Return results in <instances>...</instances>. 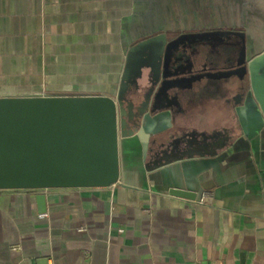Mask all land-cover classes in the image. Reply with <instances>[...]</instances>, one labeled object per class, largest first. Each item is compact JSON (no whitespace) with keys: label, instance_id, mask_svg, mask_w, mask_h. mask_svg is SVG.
<instances>
[{"label":"crops","instance_id":"crops-1","mask_svg":"<svg viewBox=\"0 0 264 264\" xmlns=\"http://www.w3.org/2000/svg\"><path fill=\"white\" fill-rule=\"evenodd\" d=\"M171 31L177 53L189 35L241 32L248 59L264 50V0H0V98L115 97L129 49ZM194 72L152 131L176 118L185 138L222 148L150 169L144 130L122 147L115 185L0 190V264H264V121L236 77Z\"/></svg>","mask_w":264,"mask_h":264},{"label":"water","instance_id":"water-1","mask_svg":"<svg viewBox=\"0 0 264 264\" xmlns=\"http://www.w3.org/2000/svg\"><path fill=\"white\" fill-rule=\"evenodd\" d=\"M235 34L244 39L243 33ZM165 46V35L159 34L129 49L115 97L0 98V190L43 191L115 185L121 175L122 147L129 138L144 130L150 136L145 150V157L153 160L150 169L181 156H191L199 148L211 151L222 148L212 137L210 142L185 138L176 118L170 126L152 131V119L164 108L162 99L175 102L204 75L186 68L184 57L178 56L171 72L165 73L160 68ZM241 50L243 57L236 68L215 75L236 77L234 85L241 91L237 99L243 97L246 105L254 103L264 121V50L248 59L245 44ZM146 57L153 66L156 63V68L147 81L139 83ZM244 82L246 86L241 85ZM168 193L189 200L196 198L195 193L178 188L169 189ZM35 198L38 211L44 213L45 196L41 193Z\"/></svg>","mask_w":264,"mask_h":264},{"label":"flooded vegetation","instance_id":"flooded-vegetation-1","mask_svg":"<svg viewBox=\"0 0 264 264\" xmlns=\"http://www.w3.org/2000/svg\"><path fill=\"white\" fill-rule=\"evenodd\" d=\"M159 34H164L166 38V46L160 61V68H162V70L164 68L165 73L171 72L173 65L177 62L176 57L178 56L184 57L183 62L186 68H193V70L199 68L201 70H207L210 73L212 72L211 74H213V76L210 74L208 79H225V77H219L215 74L223 70L231 71L236 68L237 62H240L243 57L241 49L244 44L246 46L245 56L248 51L246 41L245 43L242 42L245 38L242 39L239 35L237 37H233L234 39H229L225 36V34H211L208 32L204 35H189L188 37H185L189 43L181 50V53H177L175 50L178 48V42L172 43V41L176 39L178 33L171 31L167 33L161 32L155 35ZM155 35H152L151 37ZM168 44H170L169 48L167 47ZM199 59H202V62H200ZM149 61L150 60L148 58L145 60L144 67L141 69L139 83L144 82L143 73L148 70V67H152V71L156 68V63L154 62L153 66V62ZM243 84L244 83H241V85Z\"/></svg>","mask_w":264,"mask_h":264},{"label":"built area","instance_id":"built-area-1","mask_svg":"<svg viewBox=\"0 0 264 264\" xmlns=\"http://www.w3.org/2000/svg\"><path fill=\"white\" fill-rule=\"evenodd\" d=\"M120 232H122L121 230H120ZM18 248L17 247H14L13 248V250H17ZM51 264V263H50ZM205 264H213V263H205Z\"/></svg>","mask_w":264,"mask_h":264}]
</instances>
